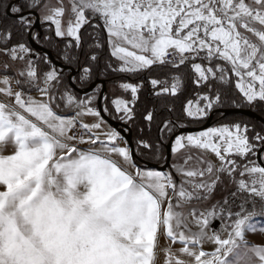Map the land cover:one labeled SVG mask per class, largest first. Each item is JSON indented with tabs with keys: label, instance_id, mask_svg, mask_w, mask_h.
<instances>
[{
	"label": "snow or ice",
	"instance_id": "snow-or-ice-1",
	"mask_svg": "<svg viewBox=\"0 0 264 264\" xmlns=\"http://www.w3.org/2000/svg\"><path fill=\"white\" fill-rule=\"evenodd\" d=\"M37 20L65 41L68 73L12 43L39 42ZM85 27L94 51L81 66ZM0 56V264H157L161 252L163 264H264V240L247 238L264 235V128L177 131L264 105V0H0ZM73 64L82 96L64 83ZM115 74L137 79L113 81L110 97L101 78ZM146 84L168 115L146 107L158 136L133 147L108 118L129 131Z\"/></svg>",
	"mask_w": 264,
	"mask_h": 264
},
{
	"label": "trees",
	"instance_id": "trees-1",
	"mask_svg": "<svg viewBox=\"0 0 264 264\" xmlns=\"http://www.w3.org/2000/svg\"><path fill=\"white\" fill-rule=\"evenodd\" d=\"M45 25H42L40 24V28L38 30H36V32H38L40 34V41L37 42L36 40H34L35 42H37L38 44H40L41 46L49 49L54 58H56L58 61H60L61 63H64L61 59H58L57 57V54L59 52L62 51L63 49V44L62 42L64 40H61L59 38H55L54 37V34L53 33H48L46 32V29L44 27ZM83 31V29H82ZM45 35H51L53 37V39L50 41V42H45L43 37ZM89 38V37H88ZM21 39H23L24 42H26L28 44V46L30 48H32L29 44V41H28V36H20V35H16L14 34L13 38H12V43L15 44L17 42H19ZM85 45V43H84ZM33 49V48H32ZM37 54H40V55H43L44 53L43 52H40L39 50H36V49H33ZM75 51V50H73ZM90 53L91 51H86L85 50V47L83 46L82 49L79 50L78 52V57H79V60L81 62V66H83L85 63H87L86 61V55L87 56H90ZM100 54V59H101V62L104 61L105 59V54L101 51L99 52ZM71 67H73V69H75V73L73 74L76 75V66L75 64H73ZM40 68H42V71L43 70H46V66L44 65L43 61L41 60L40 61ZM69 70H64L65 73H68ZM182 72L185 71V69H182L181 70ZM68 76L69 75H66L65 77V80H64V83L65 84H68L70 85L69 83V80H68ZM123 77L127 78L128 80H131V81H134L136 80L137 78H133V77H130V76H124L122 74H115L113 76H111L110 78L108 77H102L101 79L105 80L106 82V87H107V82L108 81H119V80H122ZM71 86V85H70ZM146 87L144 88V90H142L140 92V99H139V102L137 104V120L134 122L133 125L129 126L130 129H131V137H132V142H133V145L135 146V140L139 137V136H144L146 138H149L153 141H155L157 139V136H158V131H157V127H156V124L154 123L153 126H152V129L151 131L148 130L147 126L144 124V122L142 121V118H141V112L147 107V108H151L153 107V105L156 106L157 108V120H159L161 117H165L168 115L167 111L162 109L160 107V102L155 100L151 93H150V85H145ZM72 87V86H71ZM78 87V86H77ZM80 88V87H78ZM74 89V88H73ZM82 89V88H81ZM85 89V88H84ZM107 90V89H106ZM194 90V86L190 83V81L186 84L185 86V89L182 93V95L177 98L175 101H170V102H173L176 106V113L173 115V118H175L177 115H179L180 113V110H181V105H182V102L185 101L187 98H189L191 96V93L192 91ZM75 92H77L75 89H74ZM225 91H228V92H234V90H229L227 88H225ZM106 92V91H105ZM78 94H81L79 92H77ZM238 96V95H237ZM236 96V97H237ZM239 97V96H238ZM225 106H228V107H232L231 105H225ZM219 108H224L223 107H219ZM227 108V107H226ZM250 108V107H249ZM253 110H255L258 114H260L262 117H264V105H261V104H257V105H254V107H252ZM230 117H248L244 114H240V113H235V114H229V115H225V116H220L219 113L216 114V116L214 117V120H223V119H226V118H230ZM250 120L253 121V125L255 127H257L256 129H261V128H264V124L257 121L256 119L254 118H250L248 117ZM205 121V120H204ZM204 121L200 122V123H191V122H185L187 124L186 127H191L190 125L192 126H198L200 124H202ZM189 124V125H188ZM195 124V125H194ZM143 128L144 131L143 133H141L140 129ZM251 134V133H250Z\"/></svg>",
	"mask_w": 264,
	"mask_h": 264
},
{
	"label": "rangeland",
	"instance_id": "rangeland-1",
	"mask_svg": "<svg viewBox=\"0 0 264 264\" xmlns=\"http://www.w3.org/2000/svg\"><path fill=\"white\" fill-rule=\"evenodd\" d=\"M50 2L51 3H55V0H50ZM65 5L67 6L68 5V0H65ZM65 20H67V16L65 17ZM43 25V24H42ZM45 27V29H47V27H48V25H45L44 26ZM91 31V29L89 28V27H85L84 29H83V31H82V36H83V38H84V40H85V45H84V47H85V50L86 51H91V53H90V56H91V54H92V52L94 51V49H89L88 48V44L89 43H92L93 41L91 40V38L89 37V32ZM35 32H36V30H35ZM53 34H54V32H52ZM89 37V38H88ZM64 43H65V41H63L62 42V44H63V46H64ZM35 52V51H34ZM101 52V51H100ZM102 52L105 54V59L108 57V49H107V46L105 45V47H104V49L102 50ZM36 53V52H35ZM100 54V53H99ZM5 59H7L6 57H3V56H0V62H2L3 60H5ZM104 59V60H105ZM62 64H64V63H62ZM17 67H19V65H17ZM58 68H61V67H58ZM64 70H66L65 68H64ZM67 70H69V69H67ZM41 71H42V68H41ZM0 74H3V73H0ZM122 75H124V74H122ZM123 79H127V78H125V77H123ZM122 79V80H123ZM116 81V80H115ZM129 81H131V80H129ZM131 82H136V80H134V81H131ZM71 85V84H70ZM105 86H106V83H105ZM146 87V86H145ZM14 88H15V86H14ZM107 89V90H106ZM144 90V89H143ZM105 91H106V93H108L109 94V96L110 97H112L113 95H121V93H120V91L118 90V89H114V85H113V81H108L107 82V87L105 88ZM77 93V92H76ZM32 96H34V97H37L38 98V93L37 92H35V91H32L31 93H30ZM77 95H83L82 93L81 94H78L77 93ZM236 99H239V97L237 96L236 97ZM0 101H3V102H7V103H10L11 102V100L8 98V97H5V96H3L2 94H0ZM110 102V101H109ZM227 107V108H226ZM254 107V106H253ZM228 108H234V107H228V106H224V108H217L216 110H214V114H213V117H212V123H211V125L210 126H214V125H216V124H219V123H227V122H235V121H241V122H247V123H249L250 125H253L252 123H253V121L252 120H250L248 117H250V116H248V117H246V118H244V117H230V118H226V119H223V120H214V117L216 116V114L217 113H219L220 114V116H221V112H219V111H217V110H220V109H228ZM240 108H248V109H250V110H252L253 112H255L256 114H258L255 110H253V108L251 107V108H249L248 106H242V107H240ZM231 114H235V113H231ZM227 115H229V114H227ZM245 115V114H244ZM262 119H264V117H262L260 114H258ZM247 116V115H246ZM222 117V116H221ZM250 118H253V117H250ZM255 119V118H254ZM257 120V119H256ZM206 121V120H205ZM205 121L202 123V124H204L205 123ZM258 121V120H257ZM259 122H261V121H259ZM261 123H263V122H261ZM202 124H200V125H202ZM264 124V123H263ZM189 125V124H188ZM195 125V124H194ZM200 125H198V126H200ZM191 127H196V126H192V125H190ZM257 128V127H256ZM258 130V129H257ZM120 131H122V129H120ZM186 133V132H185ZM250 134V133H249ZM251 135V134H250ZM174 139V138H173ZM209 159H212L213 161H215V157L214 156H212V155H209V157H208ZM171 162H172V157H171V154H170V160H169V164H171ZM257 162L259 163V161L257 160ZM260 162L262 163H260L262 166H264V159H260ZM163 163V162H162ZM151 167V166H150ZM177 181H179V177H177ZM219 190H218V192H217V195L219 196ZM217 227L219 226L218 225V222H217V225H216ZM251 242H254V243H259V242H261L262 240H264V235H260V234H255V235H253V234H249L248 235V237H247ZM167 241L165 240V238L163 237V235H161L160 236V239H159V244H160V247L161 248H163V247H166L167 246ZM180 245H175L174 246V250H175V248H178ZM208 246H206V248H207ZM157 264H163V253L161 252L160 253V255H159V258H158V261H157Z\"/></svg>",
	"mask_w": 264,
	"mask_h": 264
},
{
	"label": "water",
	"instance_id": "water-1",
	"mask_svg": "<svg viewBox=\"0 0 264 264\" xmlns=\"http://www.w3.org/2000/svg\"><path fill=\"white\" fill-rule=\"evenodd\" d=\"M39 26V20H37V22L35 23L34 27L32 28V32L33 30ZM28 41L30 43V45L34 48V49H37L43 53H47L51 60L56 64L57 67H62V68H65V69H68L64 64H62L60 61H58L57 59L54 58L52 52L41 46L40 44L36 43L33 41L32 37L29 35L28 36ZM75 73V69H73V67H71V75L68 76V80H69V83L71 84V76H73V74ZM98 83L100 82L99 80L97 81ZM105 80H103V84H104V91H105ZM77 92L79 93H82L84 94V92L87 90L86 88L85 89H81V88H78L77 86L75 85H71ZM219 112H221V116H225L227 114H231V113H240V114H245L247 116H250V117H253L255 119H257L258 121H261L264 123V119H262L258 114H256L255 112H253L252 110L250 109H246V108H228V109H220V110H217ZM213 114H214V111L212 113H210L209 117L206 119L205 123L200 125V126H196V127H184V128H180L178 129V133L179 132H190V131H198L200 130L201 128H205V127H209L212 123V117H213ZM108 122L109 124H111L113 127L117 128L118 130L122 129L121 133L122 135H124L127 140L130 142V144L133 145V142H132V137H131V129L127 132L124 131L125 129V125H123L121 122H119L118 120H113L111 118H108ZM129 127V126H128ZM130 128V127H129ZM174 138V137H173ZM134 147V145H133ZM259 155V154H258ZM169 160H170V152L168 153V164H169ZM260 162V159H257ZM262 164V163H261ZM149 166H153V164H149Z\"/></svg>",
	"mask_w": 264,
	"mask_h": 264
},
{
	"label": "crops",
	"instance_id": "crops-1",
	"mask_svg": "<svg viewBox=\"0 0 264 264\" xmlns=\"http://www.w3.org/2000/svg\"><path fill=\"white\" fill-rule=\"evenodd\" d=\"M36 92V91H35Z\"/></svg>",
	"mask_w": 264,
	"mask_h": 264
}]
</instances>
